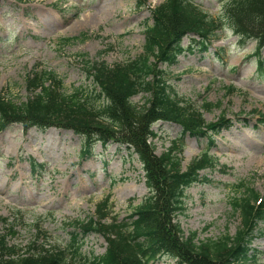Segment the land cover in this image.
Instances as JSON below:
<instances>
[{
  "label": "rangeland",
  "instance_id": "1",
  "mask_svg": "<svg viewBox=\"0 0 264 264\" xmlns=\"http://www.w3.org/2000/svg\"><path fill=\"white\" fill-rule=\"evenodd\" d=\"M137 1L0 0V97L26 101L31 95L28 79L45 71L62 82L64 94L79 89L86 96L94 93L85 62L115 66L142 55L153 9L165 0H148L141 8ZM190 1L217 20L230 2ZM192 39L199 38L190 35L183 41L185 49L175 65L159 63L165 80L194 103L206 122L224 115L233 126L209 142L184 135L180 125L158 121L149 141L156 156L177 142L183 169L206 150L219 160L185 190V208L177 217L186 236L197 232L202 241L217 240L239 231L241 216L232 202L241 193L254 190L264 198V124L258 121L264 115V65L259 66L255 55L256 42L241 40L229 27L217 32L207 51ZM260 55L264 62V50ZM144 96H135L133 103L144 105ZM207 103L213 104L211 109ZM85 144L82 136L61 128L25 131L14 124L0 132V233L22 253L32 241L66 251L73 233L80 231L72 224L97 219V204L108 196L112 208L105 223L129 221L134 207L150 195L146 170L133 150L96 142L91 155L82 157ZM251 243L252 256L245 264H264V221ZM107 247L102 235L89 234L81 250L90 257L105 254ZM151 264L179 263L163 255Z\"/></svg>",
  "mask_w": 264,
  "mask_h": 264
},
{
  "label": "trees",
  "instance_id": "2",
  "mask_svg": "<svg viewBox=\"0 0 264 264\" xmlns=\"http://www.w3.org/2000/svg\"><path fill=\"white\" fill-rule=\"evenodd\" d=\"M145 1L138 0L137 5L141 7ZM224 13L217 20L190 0H165L154 10V22L146 30L145 50L140 57L111 67L103 61L85 62L94 93L86 96L79 89L64 94L62 82L45 71L28 79L31 95L26 101L0 97V132L14 124L25 131L36 127L72 130L85 140L82 157L91 155L96 142L104 147L114 142L126 146L141 159L150 192L134 207L129 221L113 218L104 222L112 208L111 198L106 197L97 204V219L89 217L72 224L80 231L73 233V243L66 251L32 241L22 253L0 233V264H151L163 255L176 258L179 264H245L251 259L255 230L264 221V198L248 189L232 202L234 213L239 212L242 221L235 236L228 233L204 241L197 232L186 236L177 219L185 208V190L201 181L204 170L214 169L218 159L206 150L183 169L179 157L182 148L177 142L156 156L149 141L155 138L153 125L158 121L181 125L183 134L210 139L231 126L225 116L206 122L193 102L172 89L159 66L175 65L185 49L182 43L190 35L199 38L192 41L207 51L209 42L226 26L241 40L256 42L255 55L263 67L264 0H230ZM141 94L145 95L142 106L132 101ZM205 106L211 109L213 104ZM260 121L264 122L263 114ZM237 187L241 189L244 184ZM89 234H100L108 241L105 254L83 256L81 249Z\"/></svg>",
  "mask_w": 264,
  "mask_h": 264
},
{
  "label": "bare ground",
  "instance_id": "3",
  "mask_svg": "<svg viewBox=\"0 0 264 264\" xmlns=\"http://www.w3.org/2000/svg\"><path fill=\"white\" fill-rule=\"evenodd\" d=\"M130 193V192H129Z\"/></svg>",
  "mask_w": 264,
  "mask_h": 264
}]
</instances>
